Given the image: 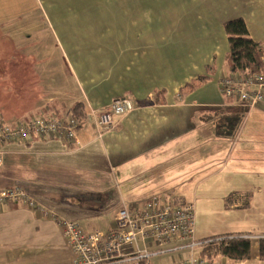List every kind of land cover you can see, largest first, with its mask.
I'll use <instances>...</instances> for the list:
<instances>
[{"label": "crops", "instance_id": "obj_1", "mask_svg": "<svg viewBox=\"0 0 264 264\" xmlns=\"http://www.w3.org/2000/svg\"><path fill=\"white\" fill-rule=\"evenodd\" d=\"M62 1L0 0V124L59 115L78 102L87 110L79 144L30 135L3 145L0 190L21 187L54 215L24 201L0 209V264H75L63 220L86 233L104 231L122 207H143L164 195L195 205L197 240L244 235L252 241L248 261L200 252L198 260L264 264V107L249 111L231 137L214 136L209 121L197 120L232 105L218 84L228 72L224 23L242 18L250 38L264 43V0H97L102 8L91 50L106 47L107 54L74 45V62L63 56L59 72L49 32H71L55 22L77 14L72 5L61 8ZM208 74L204 86L179 95L186 82ZM161 89L166 103L157 104L153 93ZM123 98L134 110L115 117V129L99 138L89 108L107 110ZM213 204L222 216L206 227ZM185 245L170 242L157 258L172 264L194 257Z\"/></svg>", "mask_w": 264, "mask_h": 264}, {"label": "built area", "instance_id": "obj_2", "mask_svg": "<svg viewBox=\"0 0 264 264\" xmlns=\"http://www.w3.org/2000/svg\"><path fill=\"white\" fill-rule=\"evenodd\" d=\"M264 45V43H263ZM219 89L231 99L232 105L251 111L255 106L264 107V70L260 73L223 72ZM134 110L128 98L117 99L107 110L89 108L90 120L99 138L115 129V117L126 116ZM81 122L72 114L65 116L41 114L30 121H18L14 125L0 124V164L2 147L6 143L19 142L30 135L42 139H60L79 144L78 131ZM24 201L33 210L49 215L39 201L21 187L0 190V209L10 203ZM52 214V213H51ZM54 215V214H52ZM64 235L75 254V264H156L166 244L185 241L184 248L192 253L211 240H197L195 236V205L179 200L152 198L143 207H122L113 225L103 230L84 232L78 222L63 220ZM172 264H207L194 257L180 258Z\"/></svg>", "mask_w": 264, "mask_h": 264}, {"label": "trees", "instance_id": "obj_3", "mask_svg": "<svg viewBox=\"0 0 264 264\" xmlns=\"http://www.w3.org/2000/svg\"><path fill=\"white\" fill-rule=\"evenodd\" d=\"M224 31L228 39L227 70L239 73H260L264 70V45L250 38L245 21L242 18L232 19L224 23ZM214 66L207 68L213 71ZM210 74L200 75L186 82L180 89L179 95L185 97L208 83ZM157 104L166 103V91L160 90L154 95ZM72 112L81 125L87 119V110L84 102H78L69 110L58 109V116H65ZM248 110L235 105L224 106L206 114L200 113L197 120L215 121L218 136L235 135L239 130ZM210 242L200 249L201 256L213 259L217 254L222 255L233 262L248 261L252 257V241L244 235L219 238L214 236L208 238ZM260 254L264 256V239L260 243Z\"/></svg>", "mask_w": 264, "mask_h": 264}, {"label": "rangeland", "instance_id": "obj_4", "mask_svg": "<svg viewBox=\"0 0 264 264\" xmlns=\"http://www.w3.org/2000/svg\"><path fill=\"white\" fill-rule=\"evenodd\" d=\"M164 1H162L163 3ZM60 7H68L69 5H72L73 8H76L77 11H74V13L76 12V16H71V17H61L63 19H65V22L63 24L60 23L59 18L57 20H59V22H55L57 26H59L60 28L64 29V28H68L69 33H65V34H61L56 32H49V43H50V56L51 59L55 60L56 65H54V67L59 70V72H61V70L63 69V65L60 62V59L62 60V58L68 57L71 62H74V58H73V46H81V49L83 52H105L107 54V49L105 47V50H91V35L92 34V26H93V22L97 19V15L96 13L102 8L100 7V5L98 4L97 0H74L72 2L65 0L62 2H59ZM105 4H104V7ZM132 9H136V7L131 6ZM92 10V11H91ZM90 11L92 12V16L90 15ZM167 11V10H166ZM79 12V13H78ZM170 13L169 11L166 12V14ZM164 14V13H162ZM72 43V44H71ZM108 49H111L108 47ZM117 49V48H116ZM116 49H114V51H116ZM75 51V50H74ZM163 51V49H162ZM89 57V56H88ZM72 62V63H73ZM97 60L95 58L94 63H96ZM162 90V89H161ZM160 91V90H158ZM158 91H154L153 95H155L156 92ZM154 98V96H153ZM154 102V99H153ZM249 113V111H248ZM248 113L246 114L243 122H245V119L248 116ZM48 115V114H45ZM210 122V131L211 134H213L214 136L217 135L216 132V122L213 121H209ZM229 137H231L230 135H228ZM228 136H221V137H228ZM234 144H232L230 146V150H233ZM168 195H164L163 198L167 199ZM216 204H213L208 212L210 215V221L207 222L206 227L209 225H213L216 224L218 221H220V218L222 216V213L220 212V210L218 209L217 206H215ZM205 224V218L204 216H201L200 219V225L203 226ZM107 230V229H106ZM104 230V231H106ZM186 243V242H185ZM199 252L200 249L197 248L194 251V257L196 259L199 258ZM186 256H190V255H185ZM161 260L164 259H159V258H154L153 262L156 264H163V262ZM216 261V260H214ZM215 263V262H214Z\"/></svg>", "mask_w": 264, "mask_h": 264}]
</instances>
